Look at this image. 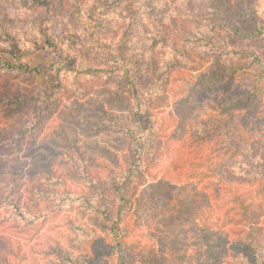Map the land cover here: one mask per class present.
Returning a JSON list of instances; mask_svg holds the SVG:
<instances>
[{"label": "trees", "instance_id": "trees-1", "mask_svg": "<svg viewBox=\"0 0 264 264\" xmlns=\"http://www.w3.org/2000/svg\"><path fill=\"white\" fill-rule=\"evenodd\" d=\"M39 50L58 65L19 60ZM0 54L13 59L0 58L1 230L35 235L69 213L52 264H264V212L243 205L202 250L131 239L135 194L170 151L155 117L186 73L225 93L247 82L177 134L173 170L206 168L209 181L168 213L169 229L234 186L264 189V0H0ZM3 240L0 264H21Z\"/></svg>", "mask_w": 264, "mask_h": 264}, {"label": "rangeland", "instance_id": "rangeland-1", "mask_svg": "<svg viewBox=\"0 0 264 264\" xmlns=\"http://www.w3.org/2000/svg\"><path fill=\"white\" fill-rule=\"evenodd\" d=\"M58 41H62L61 32L55 30ZM0 58L5 61L13 60L10 56L0 54ZM19 60L29 65L41 64L44 66L58 65L56 55L48 54L42 50L34 53L21 52ZM207 68H202L204 71ZM197 72H190L183 75L180 81L172 83L170 90L166 92L165 104L156 115L157 122H162L166 130L165 144L169 147V152L156 162L150 170L146 182L137 190L133 203L131 223L135 221L136 228L133 230L132 240L142 244L150 243L156 248L168 245L171 238L177 236L183 243L182 248L190 253L191 249L202 250L197 245L202 234L209 235L212 240L217 232L227 230L222 224L231 218L239 217L237 213L243 214L244 209L240 205L247 207L248 214L260 209L264 212V189L245 186H234L233 193L225 192L219 194L216 200L208 197L207 205L203 204L197 212L191 216V223H184L175 229H169L165 217L171 210L178 209L183 199L189 194H198L203 191L204 185L209 181L204 178L206 168H198L194 173L178 174L172 168L171 146L175 144L177 134L187 121L203 117L204 114H214L224 109L225 103L233 95L235 89L245 86L246 79H236L228 92L217 85L199 84ZM52 72L44 70L37 78L40 83H48ZM137 82L141 91L146 82L144 78L137 76ZM260 123L257 127H260ZM100 144H106L101 140ZM10 157L5 156L4 160ZM17 163H22L28 157L18 156ZM6 161L8 164L16 162L14 159ZM26 171V166L23 167ZM23 171V170H22ZM246 210V211H247ZM69 213H63L49 223L44 229L35 235L14 234L0 229V235L5 237L4 242L14 258L21 264H52L54 251L57 245L65 246L68 232L66 230V219ZM261 218V221H263ZM139 223V226H138ZM2 240V239H1Z\"/></svg>", "mask_w": 264, "mask_h": 264}]
</instances>
